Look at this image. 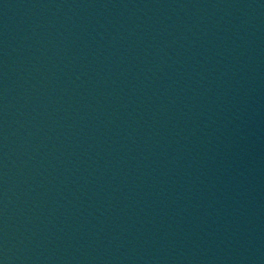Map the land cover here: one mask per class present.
Listing matches in <instances>:
<instances>
[{
    "label": "water",
    "instance_id": "95a60500",
    "mask_svg": "<svg viewBox=\"0 0 264 264\" xmlns=\"http://www.w3.org/2000/svg\"><path fill=\"white\" fill-rule=\"evenodd\" d=\"M243 264H264V170L260 181Z\"/></svg>",
    "mask_w": 264,
    "mask_h": 264
}]
</instances>
